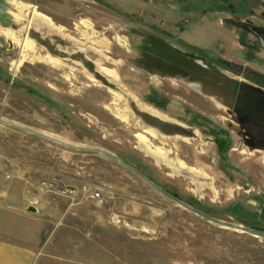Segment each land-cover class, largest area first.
<instances>
[{"label": "rangeland", "instance_id": "rangeland-1", "mask_svg": "<svg viewBox=\"0 0 264 264\" xmlns=\"http://www.w3.org/2000/svg\"><path fill=\"white\" fill-rule=\"evenodd\" d=\"M7 1L61 35L15 23L14 42L0 28V120L82 149L0 122V232L25 228L30 206L45 225L36 264H264V237L203 218L89 150L212 219L250 229L229 215L242 207L264 229V154L231 133L225 163L227 114L188 85L231 104L234 78L264 82L258 38L235 26L264 31V0ZM202 53L219 69L197 65Z\"/></svg>", "mask_w": 264, "mask_h": 264}, {"label": "crops", "instance_id": "crops-1", "mask_svg": "<svg viewBox=\"0 0 264 264\" xmlns=\"http://www.w3.org/2000/svg\"><path fill=\"white\" fill-rule=\"evenodd\" d=\"M187 45L190 46L189 44ZM194 49L201 51V49L198 48L197 46H195ZM195 56L196 58L194 60L197 65L202 66V64H200L199 62L208 61L210 62L212 67L219 69V65L216 64V62H218L217 59H214L212 57L207 58L208 55L204 53H202L201 56L200 55L199 56L195 55ZM226 63L229 64L231 62H226ZM204 68L206 67L204 66ZM238 76H241V75L238 74ZM233 81L235 83L234 90H233L234 99L231 104L228 103L226 97H220V95L217 92H209L208 93L209 95L203 94L204 92H208V91H204L205 85L195 84L199 86L200 88L199 90L191 86V84L193 83H188V85L194 90H196V92H198L200 95H202L204 99H208L209 100L208 102L212 103L217 110L223 111L224 113L227 114V117H224L223 115L221 117L225 121L224 124L227 129L225 130V133L228 136L226 138L225 143L222 146H225L227 141H232V147L227 153L228 158L230 156V153L236 150L235 141L233 137L230 136L231 133L236 134L240 138L241 143L243 144L244 148L247 149L250 154H256V153L264 154V137L263 136L258 137V142H260L258 145L257 144L255 145L247 144L246 140L248 139V137H247V130L245 127V117H244L245 115L244 113L246 111L248 113L252 112L251 114L253 116L263 121L264 123V100L262 102H255L256 104H258L257 107L255 106L252 107V105L254 104V102L252 101L243 102V99H244L243 96L251 95L252 89L256 91H261L262 93H264V87L260 86L259 84L248 83L238 78H234ZM255 95H256V92H255ZM243 110H244V113H243ZM162 121H167L168 123L177 125L185 130L188 129L186 126H182L176 121H172L168 117L166 120L162 119ZM227 123H230V125L228 126ZM235 125L241 126L242 130L238 131V129H233V126ZM194 134L196 135V133ZM222 146L218 144V149L220 150ZM251 150H254V151L251 152ZM218 153L220 155V151ZM224 162L227 163L228 161H224ZM29 209H30V206H28L26 210L24 211V216L26 217V219L24 218L25 219L24 221L20 220L21 221L20 223H25L26 225L25 228L18 226V228H13L12 230H2L0 232V264H36L37 263L38 258L40 256V252L42 251V244H40V241H39V233L45 227V225L42 224L43 223L42 221L40 220L37 221V219L34 217L38 209L35 208L37 210L35 213L30 212Z\"/></svg>", "mask_w": 264, "mask_h": 264}, {"label": "water", "instance_id": "water-1", "mask_svg": "<svg viewBox=\"0 0 264 264\" xmlns=\"http://www.w3.org/2000/svg\"><path fill=\"white\" fill-rule=\"evenodd\" d=\"M12 11V4L10 2H8L7 0H0V28L2 29H15V20H14V17L11 13ZM235 26L237 28H240L242 30H247L248 32H250L251 34H253L256 38H258L259 40V43H260V47L261 49L264 51V38L260 35V33L258 31H256V29L252 26H247L246 24H240V23H235ZM0 122L2 123H5L9 126H12V127H15V128H18L20 130H23L25 132H28V133H31V134H34V135H37L39 137H42L46 140H49V141H52V142H55V143H58L60 145H63V146H66V147H69V148H74V149H82V148H78V147H75V146H72V145H69V144H66L62 141H59V140H56L54 138H51V137H48V136H45V135H42L40 133H37V132H34V131H31V130H28V129H25V128H22L20 126H17L15 124H12V123H8L6 121H3V120H0ZM227 125L229 126L230 123H227ZM233 129H238V131H241L242 128L241 126H233ZM91 151H97V152H100L108 157H111L115 160H117L119 163H121L123 166H125L126 168H128L129 170H131L132 172H134L135 174H137L140 178H142L143 180H145L146 182H148L151 186H153L154 188H156L157 190H159L160 192H162L163 194H165L166 196H168L169 198H171L172 200H174L176 203H178L179 205H181L182 207L196 213L197 215L199 216H202L203 218H206L220 226H223V227H227V228H232V229H235V230H238V231H242V232H245V233H251V234H254V235H260L262 237H264V233H261V232H258V231H254V230H251V229H247V228H244L242 226H236V225H231V224H227V223H224V222H221V221H218V220H215V219H212L206 215H204L203 213L195 210L194 208L188 206L187 204L179 201L178 199H176L174 196L166 193L165 191H163L162 189H160L159 187H157L156 185H154L151 181H149L147 178L143 177L142 175H140L137 171H135L133 168H131L130 166H128L126 163H124L122 160L118 159L117 157L103 151V150H95V149H89ZM254 150H251V152H253ZM30 212H33L35 213L37 210L35 208H30L29 209Z\"/></svg>", "mask_w": 264, "mask_h": 264}, {"label": "trees", "instance_id": "trees-1", "mask_svg": "<svg viewBox=\"0 0 264 264\" xmlns=\"http://www.w3.org/2000/svg\"><path fill=\"white\" fill-rule=\"evenodd\" d=\"M212 5H213L212 6L213 10L218 9V5H216V4H212ZM240 7H241L240 12H244L245 9L243 8V6H240ZM188 47L191 48V46H188ZM257 84L264 87V82L258 81ZM251 92H252L251 95L243 96V98H244V99L242 98L243 102L252 101V102H254V104H256L255 102H262L264 100V93H262L261 91H256V90L252 89ZM255 92H256V95H255ZM254 104L252 105V107L258 106V104H256V105H254ZM243 113H244V110H243ZM251 113H248L247 111L244 113L245 114L244 115L245 127L247 130V137H248L246 142L249 145H255V144L258 145L260 143V142H258V137L259 136L264 137V123H263V121L259 120L255 116H253ZM231 147H232V141H227L226 145L221 147L220 155H221V158L223 161H228L227 153L229 152ZM172 196H174L175 198H178V196H176V195L172 194ZM186 203L188 204V206L190 205V207L197 209L201 213H203L205 215H210L209 212H206L204 209H201L199 207V204L189 203V202H186ZM229 215L233 216L241 224L245 225L246 227H248L250 229L264 231V229H262L260 226H258L255 223V221H256L255 215L251 214L250 212H248L246 209H244L242 207H236V208L231 209Z\"/></svg>", "mask_w": 264, "mask_h": 264}, {"label": "bare ground", "instance_id": "bare-ground-1", "mask_svg": "<svg viewBox=\"0 0 264 264\" xmlns=\"http://www.w3.org/2000/svg\"><path fill=\"white\" fill-rule=\"evenodd\" d=\"M12 12V11H11ZM20 13V12H19ZM22 13H20L19 15H13L15 23H17L18 25L21 24H26V26L29 27H33L37 30H47V31H51L53 33H56L58 35H61V31L58 30L54 25H52L49 21H47V19L42 18L40 15L34 16L32 19L27 20L25 19L22 15ZM16 25V24H15ZM2 29V28H1ZM9 30H14V29H4L2 32L5 36H7V38H9L11 41L17 42V35L15 33H13L12 31L10 32ZM15 31V30H14ZM81 50L83 52H88L89 48H81ZM50 61L54 62V63H59V60L54 59V58H50ZM100 64V63H99ZM56 65V64H54ZM103 71V73L109 77L110 79H112L113 81H118V75L115 71L113 70H108V69H101ZM137 100V99H136ZM146 111H148L151 114H154L156 116H160L161 115L156 112L155 110H153L150 107H145L144 108ZM118 117L124 119L126 118L124 115L122 114H118ZM123 121V120H122ZM141 137V136H140ZM142 139H144V137H141ZM142 149L147 153L150 154L152 157L155 158L157 163L163 164L166 163L164 158L159 154V153H153L147 150V148L142 147Z\"/></svg>", "mask_w": 264, "mask_h": 264}, {"label": "flooded vegetation", "instance_id": "flooded-vegetation-1", "mask_svg": "<svg viewBox=\"0 0 264 264\" xmlns=\"http://www.w3.org/2000/svg\"><path fill=\"white\" fill-rule=\"evenodd\" d=\"M249 24H251V23H249ZM251 26H253L252 24H251ZM256 30L260 33V35L264 38V31H262V30H259V29H257L256 28Z\"/></svg>", "mask_w": 264, "mask_h": 264}, {"label": "built area", "instance_id": "built-area-1", "mask_svg": "<svg viewBox=\"0 0 264 264\" xmlns=\"http://www.w3.org/2000/svg\"><path fill=\"white\" fill-rule=\"evenodd\" d=\"M97 196H99V195H97Z\"/></svg>", "mask_w": 264, "mask_h": 264}]
</instances>
